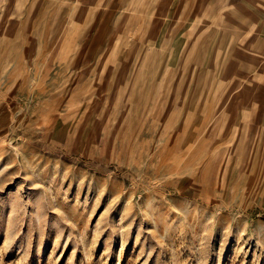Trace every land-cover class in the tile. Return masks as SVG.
Listing matches in <instances>:
<instances>
[{
    "label": "rangeland",
    "instance_id": "rangeland-1",
    "mask_svg": "<svg viewBox=\"0 0 264 264\" xmlns=\"http://www.w3.org/2000/svg\"><path fill=\"white\" fill-rule=\"evenodd\" d=\"M241 9L0 0V264H264V0Z\"/></svg>",
    "mask_w": 264,
    "mask_h": 264
},
{
    "label": "crops",
    "instance_id": "crops-1",
    "mask_svg": "<svg viewBox=\"0 0 264 264\" xmlns=\"http://www.w3.org/2000/svg\"><path fill=\"white\" fill-rule=\"evenodd\" d=\"M234 2H238V5H239V8H251V7H257L258 4L260 5L261 1L262 0H232ZM256 3V4H255ZM241 9V10H242ZM252 12V11H251ZM255 12V11H254ZM248 14H251V13H247V11L245 13H239V19H237L239 22L242 21V20H245V16L244 15H248ZM243 15L244 19L241 17ZM256 20V19H255ZM231 21V20H230Z\"/></svg>",
    "mask_w": 264,
    "mask_h": 264
}]
</instances>
